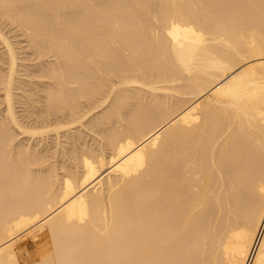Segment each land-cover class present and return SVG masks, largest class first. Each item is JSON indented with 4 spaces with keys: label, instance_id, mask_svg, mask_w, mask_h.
I'll use <instances>...</instances> for the list:
<instances>
[{
    "label": "bare ground",
    "instance_id": "obj_1",
    "mask_svg": "<svg viewBox=\"0 0 264 264\" xmlns=\"http://www.w3.org/2000/svg\"><path fill=\"white\" fill-rule=\"evenodd\" d=\"M0 264H264V0H0Z\"/></svg>",
    "mask_w": 264,
    "mask_h": 264
},
{
    "label": "rangeland",
    "instance_id": "obj_2",
    "mask_svg": "<svg viewBox=\"0 0 264 264\" xmlns=\"http://www.w3.org/2000/svg\"><path fill=\"white\" fill-rule=\"evenodd\" d=\"M9 35L12 36V38H13L14 41L18 42L17 45H18L19 47H23V46L25 45V42H22V41H21V40H22L21 37H19V38L14 37V36H13L14 33H10ZM18 39H19L20 41H18ZM24 50H27V49L25 48Z\"/></svg>",
    "mask_w": 264,
    "mask_h": 264
}]
</instances>
